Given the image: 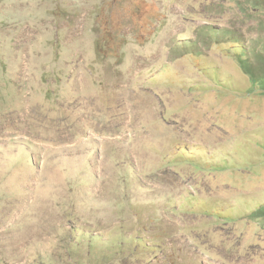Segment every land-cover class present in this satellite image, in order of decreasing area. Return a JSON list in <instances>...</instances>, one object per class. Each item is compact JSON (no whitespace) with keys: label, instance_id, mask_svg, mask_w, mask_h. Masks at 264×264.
Listing matches in <instances>:
<instances>
[{"label":"rangeland","instance_id":"obj_1","mask_svg":"<svg viewBox=\"0 0 264 264\" xmlns=\"http://www.w3.org/2000/svg\"><path fill=\"white\" fill-rule=\"evenodd\" d=\"M263 77L264 0H0V264H264Z\"/></svg>","mask_w":264,"mask_h":264},{"label":"trees","instance_id":"obj_2","mask_svg":"<svg viewBox=\"0 0 264 264\" xmlns=\"http://www.w3.org/2000/svg\"><path fill=\"white\" fill-rule=\"evenodd\" d=\"M97 44H99V41H97ZM239 49H236L235 50V52H234V54L232 55L233 57H232V60L236 63V64H238L239 66H240V68L244 71V73L245 74H249V72H251V69H249L248 67H247V65L245 64L246 62H242V59L239 57L240 55H239ZM261 85L262 84H264V77L262 78V79H260L259 81H258ZM223 86H225V87H227L228 85H226V84H224ZM255 88H259V87H254L253 85H252V83H250V89H249V92H248V94L249 95H253V94H262V92L261 91H259V90H255ZM220 89V88H219ZM264 90V89H263ZM260 92V93H259ZM236 157H234V156H232L230 153H228V159H226V158H223V160L224 161H227L228 162V160H231V161H233V162H236L235 159ZM257 208V207H256ZM256 213L255 214H259V213H262V214H264V211H262L261 212V209H256V211H255Z\"/></svg>","mask_w":264,"mask_h":264}]
</instances>
